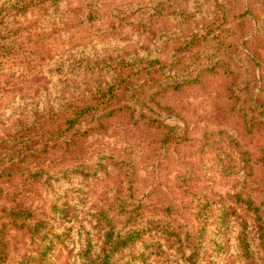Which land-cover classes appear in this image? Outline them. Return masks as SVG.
Listing matches in <instances>:
<instances>
[{"label":"rangeland","instance_id":"374dc122","mask_svg":"<svg viewBox=\"0 0 264 264\" xmlns=\"http://www.w3.org/2000/svg\"><path fill=\"white\" fill-rule=\"evenodd\" d=\"M0 23L45 71L0 100V264H82L89 243L104 248L105 219L141 234L118 264L147 245L174 264H248L245 243L264 264V0H0ZM147 57L154 85L138 74ZM121 65L128 115L69 152L18 153L47 133L49 109L105 89ZM18 203L46 221L37 236L9 225Z\"/></svg>","mask_w":264,"mask_h":264},{"label":"trees","instance_id":"16d2710c","mask_svg":"<svg viewBox=\"0 0 264 264\" xmlns=\"http://www.w3.org/2000/svg\"><path fill=\"white\" fill-rule=\"evenodd\" d=\"M53 1V0H52ZM54 3V2H53ZM3 23H0V33L5 28L2 27ZM23 31L18 29V33ZM6 37H0V77L8 75V77L0 84V100L8 93L17 92L23 88L26 83L33 81L36 78H41L45 75L43 69H38L33 67L31 56L27 53L21 55L15 52V46L19 41L27 38L18 37L13 33V31L7 33ZM16 39H15V38ZM18 41V42H16ZM144 61H149L147 63V68L143 69L140 73L144 82L150 85L156 84L159 79L154 74L156 71L149 72V67L155 68L158 61L149 60L147 57ZM150 73L151 76H148ZM115 80L111 85L105 89H98L93 93H89L82 98L72 100L70 104H63L57 109V111H52L49 109L47 113L48 116L45 120L44 126L46 127L45 135L41 138L34 136L28 139L26 143L20 145L18 153L33 152L37 150L39 146L50 147L51 150H56L58 148L64 149V151H70L71 138L80 137L83 138L88 133L96 130L93 127V123L98 124V127H102V119L109 120L122 116L124 113L129 114L131 107L128 104L137 106L138 102H134L135 88L130 87V80L132 75H125L124 65L119 66L114 71ZM146 88V87H144ZM40 122L35 123V132L40 131L43 127ZM37 126V127H36ZM67 136V140L64 137ZM75 144V143H74ZM84 171H75L76 177L86 176ZM26 182H30V174L25 173ZM67 178L65 174L61 179ZM25 189V188H24ZM246 203L247 210L257 214L259 218L260 209L256 207L253 201L247 200ZM25 206L18 203L16 207L6 216L9 225L17 228H25L30 234L35 237L38 235V231H42L45 225L44 219L40 217L36 220L33 216L34 214ZM107 224L104 227L109 230L105 234L104 248L99 253H93L91 243L88 244V248L84 251L82 255V264H118L115 260L119 252L125 250L128 247L136 248V243L140 238L141 234H131L128 232L126 235L122 236L117 233L116 229L112 228V219H105ZM144 233H142L143 235ZM53 244V242H52ZM151 249L150 246H146L141 250H137V254L132 256L130 261L126 264H142L148 262L151 259L154 264H174L170 258L164 259L163 255L166 251H156L151 249L149 253L147 251ZM244 254L247 257L248 264H256L250 255V249L247 243L244 244ZM156 251V252H154ZM147 254V255H146ZM185 264H196L192 258L189 261H185Z\"/></svg>","mask_w":264,"mask_h":264}]
</instances>
